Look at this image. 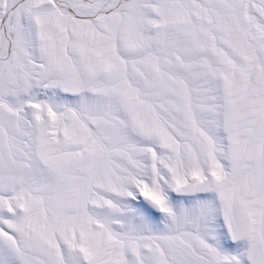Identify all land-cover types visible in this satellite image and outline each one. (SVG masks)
<instances>
[{
  "label": "snow or ice",
  "instance_id": "6c2138e0",
  "mask_svg": "<svg viewBox=\"0 0 264 264\" xmlns=\"http://www.w3.org/2000/svg\"><path fill=\"white\" fill-rule=\"evenodd\" d=\"M0 264H264V0H0Z\"/></svg>",
  "mask_w": 264,
  "mask_h": 264
}]
</instances>
